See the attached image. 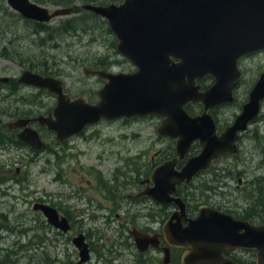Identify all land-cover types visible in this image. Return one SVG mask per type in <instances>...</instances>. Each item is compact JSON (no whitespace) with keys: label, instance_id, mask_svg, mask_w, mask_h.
Returning <instances> with one entry per match:
<instances>
[{"label":"water","instance_id":"1","mask_svg":"<svg viewBox=\"0 0 264 264\" xmlns=\"http://www.w3.org/2000/svg\"><path fill=\"white\" fill-rule=\"evenodd\" d=\"M5 4L22 19L39 24L72 12V8L48 10L29 0H5ZM80 9L107 22L118 54L136 71L114 74L85 70L104 82L95 104L81 97L70 99L57 78L22 71L16 84L41 89L53 95L56 104L46 116L18 118L5 127L20 130L16 135L19 141L31 150L42 151L45 145L29 127L32 123L52 132L55 143H62L101 121L160 117L156 132L175 143L177 156L153 169L152 185L145 196L164 205L173 202L179 209L165 225L167 247L162 264H170L171 247L186 250L181 264H235L223 257L225 248L256 251L257 264H264V226L255 228L208 209H200L196 219L186 220L183 202L174 197L177 187L189 184L212 162L224 154L235 156L238 136L260 113L264 73L233 124L219 136L209 115L210 110L233 102L240 79L239 61L264 52V0H124L105 6L84 4ZM206 76L214 77L215 84L200 93L196 81ZM8 83V77H0V84ZM190 104L202 105V114L189 116L185 108ZM194 141L199 142L200 154L187 159L176 171L177 163L191 154ZM32 210L47 219L54 215V210L44 205L35 204ZM239 230L243 232L238 234ZM150 243L156 246L155 236L150 237Z\"/></svg>","mask_w":264,"mask_h":264},{"label":"rangeland","instance_id":"2","mask_svg":"<svg viewBox=\"0 0 264 264\" xmlns=\"http://www.w3.org/2000/svg\"><path fill=\"white\" fill-rule=\"evenodd\" d=\"M29 1L48 10L58 8L44 3V0ZM72 5L79 7L81 3L75 0ZM105 5L110 3L102 6ZM81 14L57 17L47 25L57 30L62 22L80 17ZM96 17L89 19L82 29L56 32L51 35L52 40L42 43L40 39L44 38V34H31V26L11 11L5 0H0V77L11 80L6 85L0 84V215L7 218L8 226L10 222V226L14 227L11 233L0 232V255L9 257L14 264H50L51 261L50 249L45 241L34 244L18 258L12 255V252H17L15 241L20 236L19 229L15 228L19 217L26 215V218H32L31 206L34 201H44L51 194H60V183L64 185L63 191L81 192L92 188L95 179L111 180L112 174L126 175L133 189L139 188V176L147 175V172L151 174L153 164L170 159L174 152L173 141L156 133L161 118L155 115L133 120L129 124L119 120L103 121L62 144L54 142L52 132L34 125L31 128L46 146L44 150L35 152L23 144L17 145L13 133H9L5 127L18 118L46 116L56 104L55 97L41 89L15 85L14 81L22 71L57 78L62 81L66 94L71 98L82 97L89 104L98 102L97 92L104 82L85 74V70L100 68L114 74L136 71L129 61L118 54L117 41L107 22ZM44 68L48 72L46 75L41 72ZM239 68L241 81L235 92V101L216 113L221 130L233 123L242 106L248 102L258 76L264 72V52L241 60ZM260 106L259 116L242 136L239 159L228 160L236 163L241 171L246 170L244 184L251 183L246 190L247 195L254 193L252 188L256 178L255 164L251 162L250 156L254 158L257 152H254V140L250 137L264 132V101ZM194 109L187 108V112ZM249 152H252L251 155ZM117 179L120 181L121 178ZM231 185L232 191L236 193V181ZM61 195L64 196L63 193ZM33 251H36L34 255ZM178 257V253H173L172 264H178ZM159 260L158 254H154L151 255L150 263L160 264Z\"/></svg>","mask_w":264,"mask_h":264},{"label":"flooded vegetation","instance_id":"3","mask_svg":"<svg viewBox=\"0 0 264 264\" xmlns=\"http://www.w3.org/2000/svg\"><path fill=\"white\" fill-rule=\"evenodd\" d=\"M256 54L248 55L243 59H248ZM93 70L101 69L88 71ZM88 75L96 77L92 74ZM240 81L241 70L239 83L233 92L234 101L235 92ZM214 84L215 78L212 76H206L196 81L200 93H205ZM63 93L65 92L63 91ZM69 98L75 99L70 96ZM228 105L225 104L209 111L217 136L229 125L221 130L216 113ZM192 107L196 109L192 111L193 113L191 111L190 113L187 112L189 116L197 117L202 114V105L190 104L185 109L187 111V108L191 109ZM136 119L140 118L121 119L119 122L129 124ZM253 121L250 123L251 125L255 122ZM34 125L40 128L35 123L30 124L29 127L31 128ZM93 126L85 127L77 136L82 134L86 128ZM10 132L13 133L14 142L17 145L23 144L16 138L20 130ZM246 132L248 131L242 132L235 142L237 148L235 156L224 154L218 160L212 162L207 169L199 171L189 184L183 183L177 187L174 197L181 199L183 202L186 220H194L198 217L200 209H208L209 213L223 214L231 217L234 221L245 222L255 228L264 226V132L250 137L254 140V152H257V156L254 158L250 156L251 162L255 164L254 173H256L252 188L254 190L253 194L247 195L246 190L251 183L246 182L244 184L243 177L246 175V170L241 171L236 163L228 161L230 158L239 159L241 143L243 142L242 136ZM68 139L65 141H68ZM31 151L35 152L34 150ZM200 152L199 142L194 141L191 144V154L178 162L175 170H181L187 159L198 156ZM249 153L251 155L252 152ZM176 156L174 149L172 157L168 160ZM152 159L155 160V158ZM165 161L153 164L154 168ZM243 165L245 166V163ZM243 165L242 167H244ZM154 168H152V171ZM150 175L148 172L147 175H140L138 183L140 187L136 189H133L126 175L114 176L112 174L111 180L104 178L105 182L102 179H95L92 188L84 189L81 192H77L78 190L63 191L64 185L60 183L59 185H62L58 190L61 192L60 194H51L46 200H37L32 204V206L36 204L50 207L54 210L53 218L47 219L40 211L34 210L31 213L32 218H26V215L19 217L20 221L15 228L16 230L19 229L20 236L15 241L17 252H12V255L18 258L19 255L24 254L23 252L32 248L34 244H42L45 241L50 249V264H151V255L154 254H158L161 258L159 260L160 264H162L164 250L167 247L166 235L164 234L165 225L170 216L179 209L173 202L164 205L145 196L146 189L152 185ZM117 177L121 178L120 181ZM235 181L237 183L236 193L232 191L231 185ZM86 183L89 184L88 181ZM62 193L64 196L61 195ZM17 217L15 216V218ZM0 221H2L0 222V232L11 233L14 231V227L10 226V222L8 226L5 216L0 215ZM186 225L187 221L183 223L184 227ZM242 232L243 230L237 231L238 234ZM152 236L156 237L155 247H153L154 244L150 243V237ZM138 241H141V243ZM79 250L84 254L81 255ZM185 252L186 250L171 247L170 264L173 261V253H178V264H181V257ZM29 253L30 251L26 254ZM35 253L36 251H33V255ZM223 257L235 264H257V252L252 250L225 248ZM0 264H14V262L9 257L0 255Z\"/></svg>","mask_w":264,"mask_h":264},{"label":"trees","instance_id":"4","mask_svg":"<svg viewBox=\"0 0 264 264\" xmlns=\"http://www.w3.org/2000/svg\"><path fill=\"white\" fill-rule=\"evenodd\" d=\"M74 1L75 0H44V3L50 4L52 6H58L61 8L72 7L73 8L72 13H82L81 14L82 16L62 22L61 26H59L57 30L50 28L47 24H39V23L30 22L28 20H24L26 24H29L31 26L30 33L34 35L43 33L44 38L43 39L41 38L40 41L44 43L46 41L52 40L53 38L51 37V35L56 32L57 33H66L68 31L74 32L75 30L82 29L83 26H86V22L89 21V19L97 18L95 15L85 12L83 10H80L79 7L73 6L72 3ZM78 1L81 3V5H84V4L104 5V4H107L108 2L110 4H118V3L123 2L124 0H78ZM2 53L4 54V51H2ZM45 69L46 68H44L41 71L42 74L44 75L48 74V72H46ZM19 115L20 114L17 113L18 117ZM21 116H26V115H21Z\"/></svg>","mask_w":264,"mask_h":264}]
</instances>
